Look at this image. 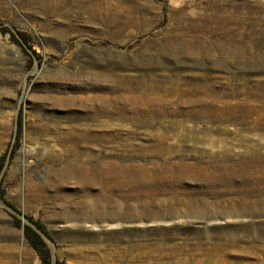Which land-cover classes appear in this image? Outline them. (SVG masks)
Masks as SVG:
<instances>
[{"label": "rangeland", "instance_id": "rangeland-1", "mask_svg": "<svg viewBox=\"0 0 264 264\" xmlns=\"http://www.w3.org/2000/svg\"><path fill=\"white\" fill-rule=\"evenodd\" d=\"M241 50L264 53V0H0V264H98L97 257L105 264H264V205L251 204L258 198L242 182L218 181L216 190L172 182L185 203L171 192L158 197L174 201V215L108 227L63 218L102 199L96 188L83 191L77 179L62 183L63 197L53 188L77 148L134 164L204 157L225 146L237 161L250 159L251 149L264 158V69L239 71L260 77L242 81L225 77L238 72L234 66L219 67L245 65ZM99 96L110 109L136 108V121L112 124L118 139L110 149L81 136L63 142L69 125L93 120ZM37 184L45 186L38 195ZM150 192H127L126 204L123 193L109 196L145 212ZM16 217L43 227L45 248L32 246ZM67 227L97 237L73 243ZM78 248L88 254L75 255Z\"/></svg>", "mask_w": 264, "mask_h": 264}, {"label": "bare ground", "instance_id": "bare-ground-1", "mask_svg": "<svg viewBox=\"0 0 264 264\" xmlns=\"http://www.w3.org/2000/svg\"><path fill=\"white\" fill-rule=\"evenodd\" d=\"M256 5L258 8L259 6H262L260 2H257ZM242 51L243 50H241L239 58H245L247 60L245 61V65L236 66L233 64H225L220 65V69L232 71V66L238 69V72H232L225 76L228 80L239 79L242 81H250L259 79L260 77L251 76L250 74H245L246 76H243L244 74L239 73V71L250 70L255 73L262 71L264 69V53L255 55L252 50ZM215 76L222 75L220 74ZM92 88L93 87L89 85L86 89L90 90ZM88 98H90V96L86 97V99ZM94 100H98L99 103L96 102L98 106L93 108V120L81 125H69L66 131L63 132V142L65 140H73L77 136H81L84 140L100 141V144H98L97 147H99L101 151L108 148L110 149L111 146L115 144V141L112 143V139H118L117 136H112L113 133L109 134L111 133L109 129L113 126L112 124H116L117 126L119 125L120 129H123L125 124L129 121H136V108L132 109L130 112L124 108L110 109L108 101L103 97H95ZM88 102H92V100ZM89 107H91V105ZM217 115H219V113ZM142 116L143 115H141L140 118H142ZM143 118H145V116H143ZM59 136L61 135L59 134ZM221 148L222 149L220 150L217 149V151L209 153L208 156L196 151L200 155H205L204 157H197V155H195L194 158L191 159L189 152L187 155L182 154V156L179 159L176 158L178 160L175 161L166 157L164 158L166 162H158L149 158L150 160H145L144 163L142 162L140 164H134L135 162H132L131 158L127 163L115 162L112 160V157H102L101 152L89 153L80 151L77 148L74 150L75 156L68 159L64 166L55 175L54 180L56 179L57 181L55 184L53 183V188L56 192L55 195L57 197H63L64 186L62 183L71 179H77L81 185V190L87 191L89 189L92 190L96 188L97 191L100 192L99 195H101V198H103L99 199V197L98 200L91 203L86 210L81 212L79 217L69 214L63 218L66 221L80 220L83 223H91L94 226L104 227H108L112 225L110 224L111 222L120 219L130 221L139 219H147L155 222L160 221L166 215L172 216L175 214V209L173 208L174 201L177 200L178 203H185L181 197V191H179L176 186L170 184L172 182H182L184 180L203 181L212 190H216V183L218 181L228 184L229 187L235 185L236 182L239 181L247 188L249 196L255 195L258 198V200L251 203L252 205L253 203L259 204V202L264 205V158L258 155L257 149H251L249 151L250 159L237 161L233 157L232 150L230 148L226 146ZM163 151L165 150L163 149ZM220 153H222V157H225V159L223 158L220 160V157L218 156ZM89 160H97L96 165L95 163L92 166L85 164V161ZM219 163L221 166H219ZM172 166H175L178 170H180V172H182L183 175L180 176L179 179L168 173V171L173 168ZM214 167L224 170V173L216 175L214 173ZM155 169L159 172V174L162 173L164 176L160 178L157 173L152 171ZM159 180H162V182L158 187H156ZM34 191L37 195L40 192L45 191L44 184H37ZM140 191H153L148 194L147 200H143L142 205L144 206L143 208L146 209L145 212L138 211L130 207L124 209L121 201L114 200L109 196L114 192L123 193L122 195L125 197L123 198L122 196V198L126 200V204L127 201H129L126 199L129 196L127 192H132L135 194L134 196L140 197ZM170 192L173 193V196L175 197L174 201H170L168 198L163 199L158 197L159 195L167 196ZM210 192L214 194V192ZM137 200L142 202V199L137 198ZM84 204L85 203H82V205ZM205 217L208 218L213 216L211 214H207ZM76 225L83 224L77 223ZM64 237L73 243H85V241H88L91 238L95 239L97 235L94 232H81L67 227L64 232ZM82 248H78L74 251V254L77 256H86L88 254V249ZM114 255L115 252H110L109 256ZM95 261V263L98 264H105L107 260L104 257H97Z\"/></svg>", "mask_w": 264, "mask_h": 264}, {"label": "trees", "instance_id": "trees-1", "mask_svg": "<svg viewBox=\"0 0 264 264\" xmlns=\"http://www.w3.org/2000/svg\"><path fill=\"white\" fill-rule=\"evenodd\" d=\"M22 121H23V113L20 112L18 119L17 137H16L14 149H16L20 143L21 134H22ZM4 160H5V156L2 157L1 161L3 162ZM15 219H16V225L23 228L25 236L28 239V241L32 244V246H34L38 250H41L42 248L46 247V242L43 236L35 227L29 224H22V221L18 217H16ZM30 220L38 227V229L44 231V233L48 235V233L43 229V227L38 222L34 221L31 218ZM43 264H50L49 260L43 258Z\"/></svg>", "mask_w": 264, "mask_h": 264}, {"label": "water", "instance_id": "water-1", "mask_svg": "<svg viewBox=\"0 0 264 264\" xmlns=\"http://www.w3.org/2000/svg\"><path fill=\"white\" fill-rule=\"evenodd\" d=\"M37 229V228H36ZM38 230V229H37ZM40 232L41 235H44L43 232H41L40 230H38Z\"/></svg>", "mask_w": 264, "mask_h": 264}]
</instances>
